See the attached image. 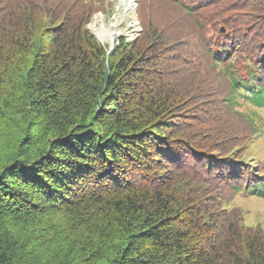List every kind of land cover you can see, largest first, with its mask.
Segmentation results:
<instances>
[{"label": "trees", "instance_id": "trees-1", "mask_svg": "<svg viewBox=\"0 0 264 264\" xmlns=\"http://www.w3.org/2000/svg\"><path fill=\"white\" fill-rule=\"evenodd\" d=\"M97 1L0 0V264H264V0H141L111 51Z\"/></svg>", "mask_w": 264, "mask_h": 264}, {"label": "rangeland", "instance_id": "rangeland-1", "mask_svg": "<svg viewBox=\"0 0 264 264\" xmlns=\"http://www.w3.org/2000/svg\"><path fill=\"white\" fill-rule=\"evenodd\" d=\"M100 1V2H99ZM97 6L99 10L93 15L90 24L88 25L89 31L96 37L95 31L99 30L100 22L104 28H108L116 21L117 30L120 32L113 42L105 39L104 42L99 41L108 50H112L117 42L121 39L125 41H133L142 31V26L137 14L138 2L135 0L133 8L124 10L125 2L128 0H99ZM96 18V23H95ZM220 31L224 33L225 29L220 26ZM246 64L245 55L233 60V65L237 70H241ZM236 110L244 115L249 122L253 124V129L247 132L244 137H241L237 143L238 152H243L244 160L248 161L254 171H261L264 174V110L258 109L250 102L242 97L237 98ZM240 126L247 130L246 125ZM229 208H236L242 215L244 224L251 227H260L264 230V199L246 196L241 192L229 204Z\"/></svg>", "mask_w": 264, "mask_h": 264}, {"label": "bare ground", "instance_id": "bare-ground-1", "mask_svg": "<svg viewBox=\"0 0 264 264\" xmlns=\"http://www.w3.org/2000/svg\"><path fill=\"white\" fill-rule=\"evenodd\" d=\"M134 1L135 0H128V2H125L124 6V10H129L131 8H133L134 6ZM116 21L114 20V23L111 24L108 28H104L103 27V23L100 22V26H99V30L95 31V35L96 37L99 39V41L104 42L105 39H109L111 42L114 41V39L120 35L119 31L117 30L116 27ZM95 23H96V18H95Z\"/></svg>", "mask_w": 264, "mask_h": 264}, {"label": "water", "instance_id": "water-1", "mask_svg": "<svg viewBox=\"0 0 264 264\" xmlns=\"http://www.w3.org/2000/svg\"><path fill=\"white\" fill-rule=\"evenodd\" d=\"M109 51H111V49Z\"/></svg>", "mask_w": 264, "mask_h": 264}]
</instances>
